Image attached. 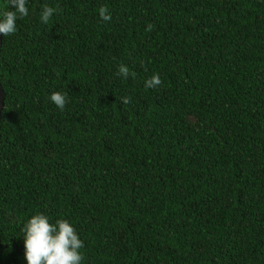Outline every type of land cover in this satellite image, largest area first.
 <instances>
[{
	"label": "trees",
	"instance_id": "16d2710c",
	"mask_svg": "<svg viewBox=\"0 0 264 264\" xmlns=\"http://www.w3.org/2000/svg\"><path fill=\"white\" fill-rule=\"evenodd\" d=\"M27 7L1 34L0 264H28L37 213L82 264H264V0Z\"/></svg>",
	"mask_w": 264,
	"mask_h": 264
},
{
	"label": "clouds",
	"instance_id": "9594fccd",
	"mask_svg": "<svg viewBox=\"0 0 264 264\" xmlns=\"http://www.w3.org/2000/svg\"><path fill=\"white\" fill-rule=\"evenodd\" d=\"M28 0H9L10 10L0 12V34L9 36L16 32V20L25 17L28 13ZM56 9L43 5L40 20L47 24ZM100 17L111 20L108 9L104 6L99 8ZM151 25L146 30H151ZM118 75L125 79L130 73L127 66L120 65ZM162 81L158 74H154L145 81L146 88H156ZM50 100L57 108L63 110L67 103V93L54 91ZM128 98L122 97L121 103L127 104ZM24 256L28 264H82L84 259L80 249L83 248V241L79 238L74 226L67 219H57L50 222L47 215L37 213L26 221L22 228Z\"/></svg>",
	"mask_w": 264,
	"mask_h": 264
},
{
	"label": "water",
	"instance_id": "95a60500",
	"mask_svg": "<svg viewBox=\"0 0 264 264\" xmlns=\"http://www.w3.org/2000/svg\"><path fill=\"white\" fill-rule=\"evenodd\" d=\"M1 44H2V36L0 34V48H1ZM4 91L2 86L0 85V120H1V113H2V109H3V104H4Z\"/></svg>",
	"mask_w": 264,
	"mask_h": 264
}]
</instances>
